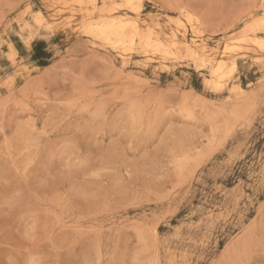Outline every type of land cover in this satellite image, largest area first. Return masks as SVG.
I'll return each mask as SVG.
<instances>
[{
  "label": "rangeland",
  "instance_id": "obj_1",
  "mask_svg": "<svg viewBox=\"0 0 264 264\" xmlns=\"http://www.w3.org/2000/svg\"><path fill=\"white\" fill-rule=\"evenodd\" d=\"M77 1L0 0V264H264V0Z\"/></svg>",
  "mask_w": 264,
  "mask_h": 264
},
{
  "label": "bare ground",
  "instance_id": "obj_2",
  "mask_svg": "<svg viewBox=\"0 0 264 264\" xmlns=\"http://www.w3.org/2000/svg\"><path fill=\"white\" fill-rule=\"evenodd\" d=\"M77 1V0H76ZM79 1V0H78ZM77 1V2H78ZM93 3L94 4V2H96V0H91L90 1V3ZM63 3V2H62ZM70 3V2H69ZM76 3V2H75ZM133 3V2H132ZM77 4H79V2L77 3ZM59 5V4H58ZM261 5V4H260ZM139 6V5H138ZM116 7V6H115ZM114 7V8H115ZM118 7V6H117ZM137 6H135V8H136ZM105 8V7H104ZM124 8H125V6H124ZM120 9V8H119ZM137 9H138V7H137ZM126 10V9H125ZM136 10V9H135ZM137 11V10H136ZM176 11V10H175ZM174 11V12H175ZM181 11V10H180ZM58 12V11H57ZM109 12V11H108ZM138 12V11H137ZM22 15V14H21ZM249 18V17H248ZM124 19V18H123ZM122 19V20H123ZM193 19V18H192ZM118 20L120 21V19L118 18ZM125 20V19H124ZM262 20V18L260 19L259 18V21H261ZM102 21V20H101ZM107 21V20H106ZM109 21H111V20H109ZM258 21V20H257ZM116 22V21H115ZM263 22V21H262ZM106 23V22H105ZM117 23H119V22H117ZM117 23H114L113 22V20H112V23H106V24H104V23H102V25H96L97 27L93 30V31H91L90 33L94 36V37H96V38H98V39H102L103 41H105L107 44H109L110 46H115V48H117V47H120L121 48V46L123 45V44H125V43H128V42H135V41H138V42H145L146 44H148V45H152L153 46V41L151 42V41H149L150 39L149 38H146V37H143V36H141L136 30L135 31H133V29H132V27L131 26H129L128 24H121L120 25V23H122V22H120L119 24H117ZM128 23H129V21H128ZM257 23V22H256ZM263 24V23H262ZM89 26H90V24H89ZM94 26V25H93ZM191 26V25H190ZM88 27V26H87ZM92 27V26H91ZM138 27V26H137ZM248 28V27H247ZM244 29V28H243ZM264 29V28H263ZM250 30V29H249ZM260 30V29H259ZM259 30H257V32L259 31ZM132 31V32H131ZM148 31V30H147ZM176 32V31H175ZM247 32V31H246ZM263 32V31H262ZM245 33V32H244ZM146 35V34H145ZM151 36V35H150ZM156 36V35H155ZM246 36V35H245ZM156 38V37H155ZM158 38H160V37H158ZM173 38V37H172ZM157 39V38H156ZM248 41H249V39H248ZM155 42V41H154ZM241 42V41H240ZM5 43V42H4ZM152 43V44H151ZM249 43V42H248ZM23 44V43H22ZM131 44V43H130ZM155 44V43H154ZM175 45H176V43H174ZM133 45V44H132ZM198 45V44H197ZM254 45H255V43H254ZM9 46V49H10V44L8 45ZM25 46V45H24ZM153 47H155V48H157V46L155 45V46H153ZM257 47V46H256ZM258 47H260L261 49L263 48L264 49V43H260V46H258ZM124 48V47H123ZM130 48V47H129ZM13 49V48H12ZM175 49V48H174ZM262 49V50H263ZM125 50H126V48H125ZM158 50V49H157ZM234 50V49H233ZM238 50V49H237ZM236 50V51H237ZM129 51V50H128ZM222 51H225L224 49L222 50ZM259 51V50H258ZM119 52V51H118ZM124 52H126V51H124ZM262 52V51H261ZM128 53V52H127ZM264 53V52H263ZM126 54V53H125ZM10 55H11V53H10ZM197 55V54H196ZM195 55V56H196ZM12 57H13V55H11ZM15 56V55H14ZM237 57V56H236ZM14 58V57H13ZM124 59V58H123ZM194 61H196V60H194ZM226 63V62H225ZM28 72V71H27ZM222 67L220 66V65H218L217 67H216V69H215V72H214V76L215 77H217V79L218 80H220L221 78H222ZM213 76V77H214ZM204 82H205V80H204ZM203 82V83H204ZM207 82V81H206ZM209 82V81H208ZM212 82H214L213 80H212ZM206 84V83H205ZM242 94V93H241ZM183 112V111H182ZM181 113V112H180Z\"/></svg>",
  "mask_w": 264,
  "mask_h": 264
}]
</instances>
